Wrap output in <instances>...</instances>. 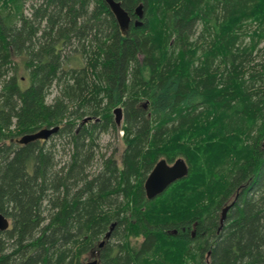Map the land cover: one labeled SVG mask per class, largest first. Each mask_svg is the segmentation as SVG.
Masks as SVG:
<instances>
[{"label":"trees","instance_id":"16d2710c","mask_svg":"<svg viewBox=\"0 0 264 264\" xmlns=\"http://www.w3.org/2000/svg\"><path fill=\"white\" fill-rule=\"evenodd\" d=\"M116 1L0 0V264H264V0Z\"/></svg>","mask_w":264,"mask_h":264},{"label":"water","instance_id":"95a60500","mask_svg":"<svg viewBox=\"0 0 264 264\" xmlns=\"http://www.w3.org/2000/svg\"><path fill=\"white\" fill-rule=\"evenodd\" d=\"M109 8L111 9L121 31L126 33L132 22V18L130 14L122 7L121 2L116 0H105ZM141 7L138 8L137 14L139 18H142ZM116 115V123L118 126L121 125L123 120V110L121 107H118L114 110ZM85 121H88L86 119ZM59 131V126L52 127V128H43L37 132L27 134L22 138L18 139V143L22 145L29 144L31 142L37 140H48L51 136ZM189 168L186 161L183 158L177 159L173 164L167 163L166 160L159 161L151 173L148 175L144 188L146 191V195L148 199H153L163 193L170 185L181 180L188 176ZM233 205V204H231ZM231 205L227 206L222 212L221 224H224L226 219L227 212L229 211ZM10 220L0 213V232H4L10 228ZM115 224L112 225L111 230L106 234V239H109L111 235V231L113 230ZM104 242L100 244L102 247ZM86 264H100L99 260L97 259V253L94 252L92 254V260L87 262Z\"/></svg>","mask_w":264,"mask_h":264},{"label":"rangeland","instance_id":"374dc122","mask_svg":"<svg viewBox=\"0 0 264 264\" xmlns=\"http://www.w3.org/2000/svg\"><path fill=\"white\" fill-rule=\"evenodd\" d=\"M30 5L31 3H29L26 7V14H30ZM264 46V42L261 44V47ZM58 93V89L56 87L53 88V92L51 94V96L48 98V103H51L53 102V99L54 97L57 95ZM113 116H114V120L116 118V115L115 113L113 112ZM123 122V120H122ZM121 122V124H122ZM121 126V125H120ZM120 128V127H119ZM121 135H122V132L120 133L119 136L115 135V134H104L101 138V142H100V147H101V152L102 153H106L107 156H110L112 154H115V157L117 159H120L121 157V153L123 152L124 150V145L122 144V142L120 141L121 140ZM54 139V138H52ZM50 139V140H52ZM59 138H55L54 140L58 141L59 145H58V156H59V160H65V158H67L68 156V151H64V148L66 150H68L67 146L64 145V143H61L59 140ZM67 154V155H66ZM90 260H92V258H87L85 261H84V264H86L87 262H89Z\"/></svg>","mask_w":264,"mask_h":264},{"label":"bare ground","instance_id":"6f19581e","mask_svg":"<svg viewBox=\"0 0 264 264\" xmlns=\"http://www.w3.org/2000/svg\"><path fill=\"white\" fill-rule=\"evenodd\" d=\"M41 130V129H40Z\"/></svg>","mask_w":264,"mask_h":264}]
</instances>
